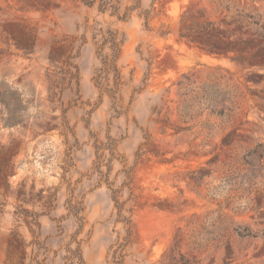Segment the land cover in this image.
I'll return each instance as SVG.
<instances>
[{"label": "rangeland", "instance_id": "1", "mask_svg": "<svg viewBox=\"0 0 264 264\" xmlns=\"http://www.w3.org/2000/svg\"><path fill=\"white\" fill-rule=\"evenodd\" d=\"M208 1L140 0L141 9L152 12L146 29L136 12L119 21L77 0H0V264L8 263L15 233L26 245L25 256L21 249L14 251L16 264L43 259L44 264H164L178 229L217 208L205 187L192 189L185 177L215 155V170L239 167L248 149L264 145V67L218 59L173 34L157 33L161 25L175 26L183 12H209ZM231 1L264 17V0ZM131 4L121 0V13ZM109 30L121 41L116 89L112 73L99 86L94 81L101 67L98 41ZM31 39V50L19 46ZM52 49L51 55L60 58L56 64L49 60ZM108 52L106 45L103 53ZM68 56H75L69 62L77 68L78 81L66 80L61 93L54 85ZM211 71L225 76L237 114L212 140L215 152L205 155L195 146L203 138L195 137L200 129L175 133V108L182 76ZM106 90L116 93L111 97ZM63 123L70 129L67 137ZM227 134L235 140L230 151L220 147ZM108 136L122 157L111 166L112 189L121 186L123 165L132 169L133 199L124 206L131 212H123L130 216L132 232L123 259L118 247L125 244L127 225L117 219L110 193L105 184L97 186L92 169L94 145ZM146 136L149 144L144 145ZM262 164L264 175V159ZM258 181L264 186V177ZM218 193L224 196L227 189L220 187ZM128 194L123 188L120 201ZM21 210L36 216L31 230ZM223 213L238 225L264 227L251 220V213L234 215L224 204ZM230 241L232 264L264 260L262 240ZM212 255L218 262L222 251Z\"/></svg>", "mask_w": 264, "mask_h": 264}, {"label": "trees", "instance_id": "2", "mask_svg": "<svg viewBox=\"0 0 264 264\" xmlns=\"http://www.w3.org/2000/svg\"><path fill=\"white\" fill-rule=\"evenodd\" d=\"M77 1L87 8L96 6L99 13H109L119 21L128 20L131 14L136 12L138 17L143 19L144 27L150 28L152 12L151 10H142L140 0H131L132 4L126 7L122 13L121 0ZM208 6L209 12L205 8L195 12H183L175 26L161 25L157 33L162 37L173 34L178 40L218 59H228L242 65L264 67V17L245 11L231 0H209ZM216 15L218 18L215 17ZM32 41L33 39H31L30 44L25 43L19 46L24 50H31ZM25 42H28L27 39ZM98 42L100 44L96 48V55L100 59L101 67L98 69L94 81L99 86L101 78H106L109 73H112L116 89L120 81L116 61L120 54L121 41L117 40L115 31L109 30ZM106 45H108L109 52L103 53ZM53 50L49 60L52 64H56L60 58L51 55ZM74 57L68 56L66 68H60L58 71L60 76L54 87L58 88L61 93L66 89V80L69 82L75 80L77 84V68L69 62ZM71 69H74V73L71 72ZM106 93L112 97L116 91L106 90ZM177 94L175 133H186L193 128L200 129L195 137L203 138L195 146L205 155L213 154L218 146L216 145L213 150H210L212 140L220 130L232 124L233 118L237 114L235 95L228 90L225 76L217 75L213 71L208 72L203 77L195 74L183 75L177 83ZM212 118H215L216 121L212 122ZM183 124L190 125L183 127ZM61 127L62 133L67 137V133L70 132L67 123H63ZM144 139L146 141L144 145L149 144V137L146 136ZM234 141L230 138V134L223 136L220 141L221 149L230 151ZM116 147V141L109 136L105 143H97L96 141L94 145L95 161L92 169L98 176L97 186H101L103 183L108 189L110 198L117 210V219L127 225L125 244L118 247L119 258L123 259L122 250L129 242L132 232L131 227H129L130 216L127 218L123 216V212L128 214L131 212L130 209L125 210L124 206L127 201L133 199L130 188L132 169L123 165L121 186L118 189H112L113 183L109 181L112 163L122 160ZM70 150L72 151V148H69ZM141 154H136V157ZM217 158L218 155L213 156L203 166L189 172L185 177L187 185L192 189L205 187L206 197L211 202L216 203L217 208L207 213L202 220L190 221L184 229H178L172 244L163 255L164 264H232L233 245L230 241L232 237L239 241L260 239L264 242V227L252 229L248 226L238 225L223 213L224 204V208L233 212L234 215L251 213V220L256 225L263 226L264 209L263 211L261 209L264 208V194L262 193L264 186L259 185L258 180L264 177L262 164L264 145L258 144L254 148L248 149L243 155L239 167L226 165L225 169L215 170L212 166L216 164ZM70 166L71 164L68 165V167ZM102 168L105 169L102 170ZM64 171L66 172V169ZM213 173H218L216 178L211 177ZM215 180L217 184L212 185ZM220 187L227 189L226 195L222 196L221 193H218ZM123 188L129 191V198L121 202L120 193ZM257 192H260L258 197L255 196ZM158 206L160 208V205ZM21 213L24 214L23 222L31 230L32 225H35L36 216L28 215L26 210H21ZM14 237V243L9 245L7 264H16L13 263V258L15 256L14 251L18 249H21L22 255H26L24 241L18 239L17 233L14 234ZM41 248L43 247L37 244V249ZM211 251L213 253L222 251V256L218 262ZM199 255H204V257L199 258ZM22 259L23 257H21ZM43 262L44 259L41 264H44ZM116 263L121 264L120 261ZM259 264H264V260Z\"/></svg>", "mask_w": 264, "mask_h": 264}]
</instances>
